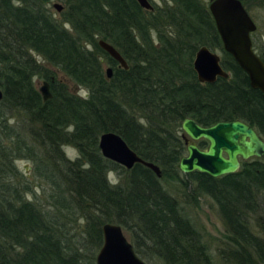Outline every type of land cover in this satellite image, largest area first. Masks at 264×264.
Instances as JSON below:
<instances>
[{
	"label": "trees",
	"instance_id": "16d2710c",
	"mask_svg": "<svg viewBox=\"0 0 264 264\" xmlns=\"http://www.w3.org/2000/svg\"><path fill=\"white\" fill-rule=\"evenodd\" d=\"M52 1L62 5L59 19L49 11ZM148 1L151 10L134 0H0V264H95L105 223L129 233L143 260L213 264L183 206L185 199L198 206L199 197L210 200L222 222L229 250L220 258L264 264V236L249 228L250 218L259 225V199L264 203V157L218 178L176 169L184 119L201 127L240 120L264 139L261 95L222 51L208 1ZM239 1L246 10L247 0ZM97 40L112 46L127 70ZM251 43L264 64L253 34ZM201 46L219 55L227 79L196 81L191 64ZM34 56L83 95L70 93ZM104 67L112 70L109 79ZM34 77L49 83L46 102ZM107 132L160 177L104 159L97 140ZM17 161L31 163L30 173ZM168 183L183 202L168 193Z\"/></svg>",
	"mask_w": 264,
	"mask_h": 264
},
{
	"label": "water",
	"instance_id": "95a60500",
	"mask_svg": "<svg viewBox=\"0 0 264 264\" xmlns=\"http://www.w3.org/2000/svg\"><path fill=\"white\" fill-rule=\"evenodd\" d=\"M143 10H151L147 0H134ZM60 11V6L53 5ZM207 10L221 43L222 51L226 53L236 66L245 74L251 89L261 94L264 102V64L252 50L250 34L255 26L239 0H208ZM97 46L119 67L126 69V64L118 52L102 40ZM192 70L196 80L211 84L217 78L225 79L226 73L219 65V57L204 46L199 47L192 61ZM111 70L106 68L105 76L109 78ZM43 101L51 98L47 83L39 88ZM2 93L0 91V101ZM182 137L190 141L204 140L207 144L204 150L198 149L192 142L186 145V156L179 159L176 169L181 174L197 172L211 178H218L238 171L239 163L264 154V143L246 124L239 121L218 122L209 127H201L192 120L185 119L180 124ZM100 155L125 170L139 164L149 169L157 178L159 169L141 160L132 152L122 139L111 132L100 134L97 140ZM224 155V156H223ZM101 245L95 255V264H143L134 253L131 244L125 238L121 228L115 224L105 223L100 227Z\"/></svg>",
	"mask_w": 264,
	"mask_h": 264
},
{
	"label": "rangeland",
	"instance_id": "374dc122",
	"mask_svg": "<svg viewBox=\"0 0 264 264\" xmlns=\"http://www.w3.org/2000/svg\"><path fill=\"white\" fill-rule=\"evenodd\" d=\"M206 2L208 0H205ZM150 2L160 5L159 0H150ZM262 2V4H259ZM56 3V2H51ZM246 11L248 15L251 17V19L254 21L256 25V32L253 33V36L255 39L258 40L257 45H262L264 47V0H247L246 3ZM49 11L52 14V16L55 19H58L59 14L55 13V11L51 8V5H49ZM68 27V26H66ZM260 36V37H259ZM50 68V67H49ZM53 71L55 78L67 86V89L72 94H77L78 96L83 95V92L80 91L77 87H75L70 81H68L64 76H62L58 71L50 69ZM42 79L38 77H34L32 79L33 85L37 88L39 87ZM15 118H10L9 124H12L14 122ZM63 152L66 156L70 158H74L76 156V152L69 148L64 147ZM16 167L21 170L23 168H28V174L30 173V169L32 164L26 163L24 161H17ZM107 177L109 180H114V174H108ZM166 187V183H163ZM169 184V183H168ZM171 184L168 185V193L172 195L173 197H176V199L179 202L182 201V195L175 191V189H171V187H175V185ZM35 186V184H34ZM176 188V187H175ZM36 190V196L39 198L42 197L39 188H35ZM189 199H185L187 203H185V213L190 219L193 227L198 231L199 235L201 236L203 244L208 248V254L211 257V260L213 264H229L222 260L219 256V253L226 254V252L229 250V243H226L225 239V232L222 225V222L214 208L212 206V203L208 198L205 197H199L196 199V202L198 203V206H189ZM258 219H259V225H256V219L250 218L249 222V228L250 230L260 237L264 236V203L262 200L259 199L258 201ZM125 238L129 243H131L129 233H127L125 230H122ZM225 256V255H224ZM139 259L143 262V264H158L155 260H143L139 257ZM232 264V263H231Z\"/></svg>",
	"mask_w": 264,
	"mask_h": 264
},
{
	"label": "flooded vegetation",
	"instance_id": "af4514ba",
	"mask_svg": "<svg viewBox=\"0 0 264 264\" xmlns=\"http://www.w3.org/2000/svg\"><path fill=\"white\" fill-rule=\"evenodd\" d=\"M148 1V0H147ZM52 2H56V1H52ZM149 2V1H148ZM54 4H57V5H59L60 6V11H57V10H55L54 8H53V5ZM49 5H51V8L55 11V13H57V14H59L61 11H62V5L60 4V3H58V2H56V3H49ZM48 5V6H49ZM250 17V16H249ZM54 18V17H53ZM55 19V18H54ZM59 19V18H58ZM250 19H251V17H250ZM251 21L253 22V24H254V26H255V30H254V32L253 33H255L256 32V25H255V23H254V21L251 19ZM253 33H251L250 34V41H251V35L253 34ZM260 37V36H259ZM98 41V40H97ZM97 41H96V44H97ZM251 47H252V43H251ZM206 48V47H205ZM100 49V48H99ZM208 49V48H207ZM252 50L255 52V54L257 55V53H256V51L253 49V47H252ZM213 52V51H212ZM213 53H215V54H217L216 52H213ZM217 56L219 57V55L217 54ZM35 57V59L39 62V64L41 65V66H43L44 68H47L48 70H50V69H53V70H56V71H58L59 72V70L58 69H56V68H54V67H51V66H49V65H47L46 63H43L42 62V60L39 58V57H37V56H34ZM257 57L259 58V56L257 55ZM122 58V57H121ZM194 58V57H193ZM111 59V58H110ZM260 59V58H259ZM261 60V59H260ZM114 61V60H113ZM124 61V60H123ZM193 61V60H192ZM125 62V61H124ZM117 63V62H116ZM263 63V62H262ZM126 64V63H125ZM192 65V64H191ZM219 65H220V67H221V69L223 70V68H222V66H221V64H220V57H219ZM117 66H118V68H120V69H122V70H127V68H128V66H127V64H126V69H123L122 67H119V65L117 64ZM50 67V68H49ZM106 68H109L110 70H111V68L110 67H104V69H103V72H104V75H105V70H106ZM51 71V70H50ZM224 71V70H223ZM52 72V74H54L53 73V71H51ZM225 72V71H224ZM60 73V72H59ZM226 73V75H227V77L225 78V79H227L228 78V73L227 72H225ZM61 74V73H60ZM62 76H63V74H61ZM111 75H112V70H111ZM111 75H110V77H111ZM195 75V74H194ZM55 77V76H54ZM109 77V78H110ZM105 78H106V76H105ZM109 78H106V79H109ZM196 78V77H195ZM217 79H221V78H217ZM216 79V80H217ZM51 80V79H50ZM55 80H57L56 78H55ZM215 80V81H216ZM58 81V80H57ZM197 81V80H196ZM214 81V82H215ZM248 81V80H247ZM43 82H45V83H47V85H48V91H49V93H50V95H51V92H50V89H49V83L46 81V80H43L42 79V81H41V83H40V85H39V87H35V89H36V91H37V93L39 94V96H40V98H41V101L42 102H46V101H43L42 100V97H41V95H40V93H39V88L42 86V83ZM58 82H60V81H58ZM198 82V81H197ZM213 82V83H214ZM199 83V82H198ZM199 84H201V83H199ZM204 84H207V83H204ZM212 84V83H211ZM249 86V85H248ZM254 90V89H253ZM1 91V90H0ZM2 93V92H1ZM261 95V94H260ZM49 100V99H48ZM185 120V119H184ZM189 120H191V119H189ZM193 121V120H192ZM233 121H239V122H242V121H240V120H233ZM194 122V121H193ZM229 122H232V121H229ZM195 123V122H194ZM242 123H244V122H242ZM197 124V123H196ZM244 124H246V123H244ZM198 125V124H197ZM247 125V124H246ZM248 126V125H247ZM250 127V126H249ZM255 133H256V135L262 140V142L264 143V139L256 132V130L254 129V128H252V127H250ZM179 133H178V137H179V139L181 140V143H182V146H183V148H184V153H183V155H182V157H184V156H186V145H188V144H190L191 142L198 148V149H200V150H204L205 148H206V146H207V144H206V142L204 141V140H197V141H190L186 136H185V138H183L182 137V132H181V130L179 129ZM200 143H202L203 144V147H199V144ZM224 156V155H223ZM181 157V158H182ZM264 157V154L261 156V157H259V158H255V157H250V158H248V159H246V160H244V161H242L240 158H237V160H238V163H239V168H240V166H241V164H243V163H247V164H249V163H252V162H254V161H256L257 159H262ZM239 170V169H238ZM236 173V172H235Z\"/></svg>",
	"mask_w": 264,
	"mask_h": 264
}]
</instances>
